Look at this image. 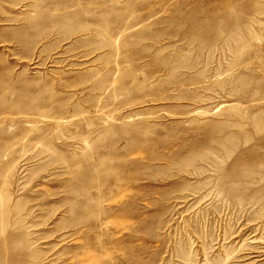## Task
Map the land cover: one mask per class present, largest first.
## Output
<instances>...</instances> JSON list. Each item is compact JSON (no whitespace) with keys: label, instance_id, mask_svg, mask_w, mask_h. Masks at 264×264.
<instances>
[{"label":"rangeland","instance_id":"rangeland-1","mask_svg":"<svg viewBox=\"0 0 264 264\" xmlns=\"http://www.w3.org/2000/svg\"><path fill=\"white\" fill-rule=\"evenodd\" d=\"M0 264H264V0H0Z\"/></svg>","mask_w":264,"mask_h":264}]
</instances>
